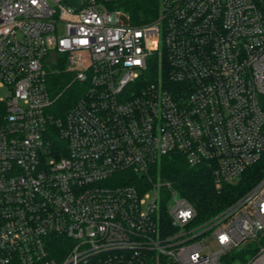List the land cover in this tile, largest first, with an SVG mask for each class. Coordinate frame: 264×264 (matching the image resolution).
<instances>
[{
    "label": "built area",
    "instance_id": "1",
    "mask_svg": "<svg viewBox=\"0 0 264 264\" xmlns=\"http://www.w3.org/2000/svg\"><path fill=\"white\" fill-rule=\"evenodd\" d=\"M78 1L0 0V264H238L264 176L199 221L151 169L177 151L219 188L260 160L264 0ZM63 70L78 96L56 115Z\"/></svg>",
    "mask_w": 264,
    "mask_h": 264
},
{
    "label": "trees",
    "instance_id": "2",
    "mask_svg": "<svg viewBox=\"0 0 264 264\" xmlns=\"http://www.w3.org/2000/svg\"><path fill=\"white\" fill-rule=\"evenodd\" d=\"M153 6L151 0H129L124 5L135 17L147 12ZM140 21V20H139ZM158 63L151 66L153 76L158 72ZM71 76L63 71H58L50 77L49 82L53 95L60 94L51 107V112L62 115L78 96L76 81H71ZM174 88L175 86L172 85ZM154 180L167 181L172 184L177 194L188 199L198 212V220H207L234 203L254 186L264 176V153L260 160L248 167L241 177L232 183H224L217 188L212 171L205 164L191 166L185 156L177 151L164 155L151 169ZM123 183L141 184L143 178L131 172L121 173ZM263 237L251 243L238 254L229 256V263H244L258 253V245H264Z\"/></svg>",
    "mask_w": 264,
    "mask_h": 264
},
{
    "label": "water",
    "instance_id": "3",
    "mask_svg": "<svg viewBox=\"0 0 264 264\" xmlns=\"http://www.w3.org/2000/svg\"><path fill=\"white\" fill-rule=\"evenodd\" d=\"M72 4L78 7L79 1L78 0H71Z\"/></svg>",
    "mask_w": 264,
    "mask_h": 264
},
{
    "label": "rangeland",
    "instance_id": "4",
    "mask_svg": "<svg viewBox=\"0 0 264 264\" xmlns=\"http://www.w3.org/2000/svg\"><path fill=\"white\" fill-rule=\"evenodd\" d=\"M153 196H154V191H151V198H150V200L152 199ZM238 264H241V263H238Z\"/></svg>",
    "mask_w": 264,
    "mask_h": 264
}]
</instances>
